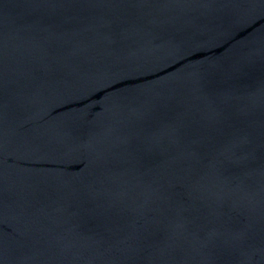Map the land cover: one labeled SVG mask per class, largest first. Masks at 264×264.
<instances>
[{
	"label": "water",
	"instance_id": "1",
	"mask_svg": "<svg viewBox=\"0 0 264 264\" xmlns=\"http://www.w3.org/2000/svg\"><path fill=\"white\" fill-rule=\"evenodd\" d=\"M0 264H264V0H0Z\"/></svg>",
	"mask_w": 264,
	"mask_h": 264
}]
</instances>
